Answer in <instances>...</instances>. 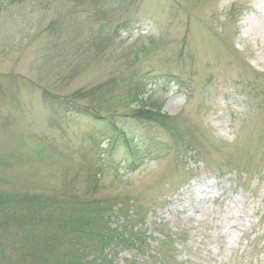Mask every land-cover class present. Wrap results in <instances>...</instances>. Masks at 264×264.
<instances>
[{
    "label": "rangeland",
    "instance_id": "obj_1",
    "mask_svg": "<svg viewBox=\"0 0 264 264\" xmlns=\"http://www.w3.org/2000/svg\"><path fill=\"white\" fill-rule=\"evenodd\" d=\"M119 2L0 0V197L116 202L114 228L129 207L151 250L111 251L113 264H264V0ZM92 109L168 116L185 141L97 174L110 141L91 133Z\"/></svg>",
    "mask_w": 264,
    "mask_h": 264
},
{
    "label": "trees",
    "instance_id": "obj_2",
    "mask_svg": "<svg viewBox=\"0 0 264 264\" xmlns=\"http://www.w3.org/2000/svg\"><path fill=\"white\" fill-rule=\"evenodd\" d=\"M119 1L114 0V4H121ZM169 83L180 85L176 79ZM148 85L150 80L147 78L136 82L129 101L137 104ZM71 106L63 103V111L73 114L69 109ZM102 111L92 109L89 122L92 134L109 138L110 141L97 174L116 170L120 160L125 163L127 171L136 172L151 159L153 151L167 153L171 151L172 143L180 148L185 141L184 134L177 130V125L168 116L139 109L133 112L134 124L130 125L131 121L125 124L107 110H104L107 112L104 114ZM147 123L156 124L158 131ZM122 124L125 128L120 126ZM159 132L166 134L169 141L159 142L156 136ZM136 141L145 149L143 151L149 153L140 154L134 149ZM95 190L96 185L89 178L86 196L94 197ZM14 197L7 201L0 197V240H8L9 235H14L8 247L0 246V264H113L111 251L130 250L140 255L151 250L148 230L143 223H133L127 212L129 207L123 206L120 210L123 223L114 228L110 214L118 205L116 202L83 199L74 194L63 197ZM161 228V225L157 227L158 230ZM161 232L165 237L161 246L166 247L170 238ZM10 249L14 254L7 252ZM151 264L172 263L167 257L159 256L151 258Z\"/></svg>",
    "mask_w": 264,
    "mask_h": 264
},
{
    "label": "bare ground",
    "instance_id": "obj_3",
    "mask_svg": "<svg viewBox=\"0 0 264 264\" xmlns=\"http://www.w3.org/2000/svg\"><path fill=\"white\" fill-rule=\"evenodd\" d=\"M263 20H264V16H263Z\"/></svg>",
    "mask_w": 264,
    "mask_h": 264
}]
</instances>
